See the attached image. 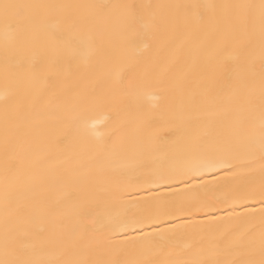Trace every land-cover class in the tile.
Returning a JSON list of instances; mask_svg holds the SVG:
<instances>
[{"label":"snow or ice","instance_id":"6c2138e0","mask_svg":"<svg viewBox=\"0 0 264 264\" xmlns=\"http://www.w3.org/2000/svg\"><path fill=\"white\" fill-rule=\"evenodd\" d=\"M0 84V264H264V0H0Z\"/></svg>","mask_w":264,"mask_h":264},{"label":"bare ground","instance_id":"6f19581e","mask_svg":"<svg viewBox=\"0 0 264 264\" xmlns=\"http://www.w3.org/2000/svg\"><path fill=\"white\" fill-rule=\"evenodd\" d=\"M117 2H148V0H117ZM151 2H161V0H151ZM3 91L2 84H0V92ZM110 114V109L107 106H102L99 109H97L95 112L91 114L90 119L96 120V121H104L105 118ZM97 129L100 131H104L102 123L97 124ZM72 133H70L71 135ZM0 180H2V171H0ZM2 187V185H0ZM239 210V209H238ZM223 214V213H221Z\"/></svg>","mask_w":264,"mask_h":264}]
</instances>
